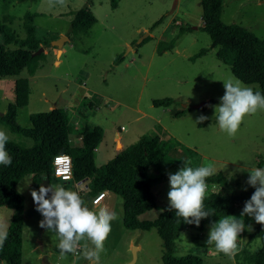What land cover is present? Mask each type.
Listing matches in <instances>:
<instances>
[{
  "label": "rangeland",
  "instance_id": "374dc122",
  "mask_svg": "<svg viewBox=\"0 0 264 264\" xmlns=\"http://www.w3.org/2000/svg\"><path fill=\"white\" fill-rule=\"evenodd\" d=\"M115 2L113 7L111 0H65L64 5L55 3V0L52 4L49 0H0V19L5 15L11 16L12 22L8 24L20 38L25 35L23 21L29 13L33 15L37 37L45 42L40 47L46 56L35 74L30 76L27 70H23L18 76L28 78L30 94L28 104L18 110L17 122L23 127H31V113L46 111L55 104L68 109L71 121L77 113L83 122L106 127L109 137L119 131L123 143H129L149 133L153 127V121L149 116L142 115L143 112L158 115L160 110H164L155 108L152 101L170 97L175 103L170 106L169 113L162 111L161 117L169 133L182 144L177 147L185 156L179 169L184 166L185 159H190L193 167L200 166L198 162L206 155V164L215 159V168L220 167L228 179L235 180L242 177L244 166L260 165L264 159V110L245 116L235 137H229L218 126L214 106L219 102L215 100L224 94L222 81L234 74L217 58V48L211 47L210 36L202 29L200 0ZM87 4L98 21L86 34L71 33L72 12ZM161 16H165L164 20L151 30L152 24ZM221 20L226 24L242 25L264 39V0H222ZM180 28L188 31L179 34ZM61 36L66 37L61 47L65 48V52L58 56L59 48L51 43ZM175 36L177 39L171 50L157 52L160 41L171 40ZM3 43L4 37L0 34V44ZM53 49L57 50L56 53ZM202 49L207 51L192 60L191 57ZM119 55L121 60L115 63ZM59 57L61 63H54ZM15 79L17 77L7 78L6 88L0 90V113H4L7 106L14 102ZM244 84L254 91L259 89L255 83ZM90 90L97 92V99L104 96L101 101L97 100L100 102L96 108L89 107ZM208 97L211 105L200 108L204 111L174 116L181 106L184 109L187 98ZM137 108L142 112L139 113ZM201 115L207 119L198 122ZM122 126L125 130L121 129ZM0 130L20 145H32L29 138L11 132L4 125H0ZM74 134L76 131L72 137ZM190 147L194 151L193 156L188 157ZM100 155L99 151L94 155L97 166L105 164L114 152L109 151L103 158ZM158 173L156 167H150L151 177ZM159 178L153 177L151 189L157 193L159 206H169L168 174ZM51 184H60L79 194L86 189L85 180L65 181L52 176ZM227 187H217V191L229 193L232 187ZM17 189L24 198L25 212L22 264H43V256H47L50 264H89L80 250L61 259L55 234L39 226L43 217L36 211L30 195V190L35 189L30 175L20 180ZM119 201L116 197L111 202L110 194H107L103 202L94 207L88 198L85 199V205L93 211L107 208L117 213V218L111 222L104 251L100 253L99 264H163L161 240L156 229L142 231L125 228ZM159 212V209L148 211L140 219L152 220ZM12 214V209L0 206V223L5 224L7 229ZM209 230L196 233L185 226L176 242L175 255L192 252L203 259V264H236L235 259L233 261L223 253H217L214 245L206 243ZM241 236L244 241V232ZM133 239L134 245H141L134 261L133 248L130 247ZM260 245L259 239L252 243L253 248ZM0 264L6 263L2 261Z\"/></svg>",
  "mask_w": 264,
  "mask_h": 264
},
{
  "label": "trees",
  "instance_id": "16d2710c",
  "mask_svg": "<svg viewBox=\"0 0 264 264\" xmlns=\"http://www.w3.org/2000/svg\"><path fill=\"white\" fill-rule=\"evenodd\" d=\"M116 6L115 0H111ZM202 7V29L210 36L211 47L217 48L216 56L230 67L234 76L246 84H258L264 94V39L258 38L252 31L238 24H226L221 20L222 0H200ZM161 16L151 26L156 28L164 20ZM12 17L5 15L0 19V34L4 43L0 44V79L17 77L14 88V102L7 106L0 116V125H4L11 132L29 138L32 145L23 146L12 140L6 144L7 151L12 157L9 166L0 165V206L13 210L9 221L8 237L0 247V262L6 264H22V237L25 219L24 198L18 191L17 185L22 178L30 175L32 186L39 189L44 178L54 176L53 158L58 154H68L72 159L73 177L76 182H86V189L80 193L85 201H90L100 192L109 190L120 199L122 221L125 228L130 230H149L155 228L161 240L163 264H203V259L192 252L175 255L176 242L186 226L193 232L199 233L210 229L211 225L220 217L242 211L244 202L248 200L255 189L251 186L240 187L239 181L226 178L222 173H216L207 178V184H231L232 191H209L204 199L205 209H214L215 213L202 218L199 226L183 221L175 216V210L169 211L168 205L159 206L150 183L153 177H161V172L150 176L151 166L159 171L163 168V161L172 148L182 146L174 138L162 140L157 135L142 134L138 139L120 149L114 157L105 164L97 166L95 163V149L103 137V128L99 125L85 123L79 132L80 145H74L71 134L74 131L68 110L55 106L46 111L30 114L31 127H23L17 122L18 110L28 104L29 80L18 77L23 70L32 76L45 59L43 51L36 53L45 44L36 35L33 15L26 14L23 21L24 37L20 38L8 23ZM97 22L96 16L87 4L72 12L70 22L71 33L86 34L91 26ZM186 29L180 28L179 34ZM177 35V34H176ZM150 37V36H149ZM148 37V38H149ZM177 36L171 40L160 41L158 53L171 50ZM11 45V47H10ZM202 49L191 57L204 54ZM121 60L119 55L115 63ZM215 101L220 102L219 99ZM155 107H167L175 100L170 97L154 99ZM92 108V104H89ZM182 109L175 113L181 116L186 113ZM189 149V148H188ZM190 151V150H188ZM264 165V160L261 162ZM159 209L158 215L152 219H140L148 211ZM245 225L251 226V231L245 228L246 239L235 256L236 264H264V225L256 223L251 217H243ZM259 239L261 245L253 248L252 243ZM251 249H256L251 251Z\"/></svg>",
  "mask_w": 264,
  "mask_h": 264
},
{
  "label": "clouds",
  "instance_id": "9594fccd",
  "mask_svg": "<svg viewBox=\"0 0 264 264\" xmlns=\"http://www.w3.org/2000/svg\"><path fill=\"white\" fill-rule=\"evenodd\" d=\"M49 3L52 4L53 0H49ZM55 3L64 5L65 0H55ZM222 82L224 94L219 98V104L214 106V115L220 130L229 137H235L245 116L264 110V94L254 91L234 76ZM206 119V116L201 115L198 122ZM8 140L6 132L0 130V165L4 166L12 163L6 148ZM191 164L190 159H185L183 167L175 173H168V210H175V216L181 217L184 222L199 226L202 218L215 213L214 209H205L204 199L206 180L216 174V168L211 163L197 167ZM247 171V184L255 191L244 202L240 217L227 215L219 218L211 225L206 241L208 245H214L217 253H223L233 261L240 251L237 243L239 234L246 227L252 230L250 225H245L243 217L247 215L256 223L264 225V168H250ZM30 195L36 211L43 217L39 226L55 234L61 259L80 250L89 264H99L100 253L104 251V243L111 232V222L117 218V213L107 208L91 210L77 191L60 184H40L38 190H30ZM7 237V226L0 223V247ZM82 241L84 243L81 246Z\"/></svg>",
  "mask_w": 264,
  "mask_h": 264
},
{
  "label": "crops",
  "instance_id": "0c3cea01",
  "mask_svg": "<svg viewBox=\"0 0 264 264\" xmlns=\"http://www.w3.org/2000/svg\"><path fill=\"white\" fill-rule=\"evenodd\" d=\"M98 21V20H97ZM95 24V23H94ZM53 50H55L54 51V53H56V49H53ZM65 52V48H61V52H60V54L58 55V56H60L62 53H64ZM57 62H59V64L61 63V59H60V57L57 59V60H55L54 61V63H57ZM7 79V78H6ZM6 79H0V90H3V88L5 89L6 88ZM16 80V79H15ZM88 93H90V95H91V97H90V100H91V103L90 104H92V108L94 107V108H96L97 107V105L99 104V102L102 100V98H104V96H102L101 94H99V95H101L102 97L100 98V99H97V92H95L94 90L92 91V90H90ZM210 100L209 99V97L208 98H199V99H195V100H193V99H186L187 100V103H196V102H199V101H201V100ZM97 100H100L99 102H97ZM117 103V102H116ZM173 104V103H172ZM171 104V105H172ZM153 105V104H152ZM170 105V106H171ZM209 106L211 105V102H209V104H208ZM53 106V105H52ZM52 106H49L48 107V109H50V108H52ZM55 106H57V105H55ZM170 106H167V107H160V108H163L164 110H160V112L161 113H163L162 111H168V113L171 111L170 110ZM154 107V106H153ZM64 108V107H63ZM67 108H69V107H67ZM70 108H72L71 106H70ZM155 108H157V107H155ZM65 109H66V107H65ZM66 110H68V109H66ZM180 110H182V106H181V108L178 110V111H180ZM137 111L140 113V109L139 108H137ZM201 111H204V110H202V109H191V110H187L186 111V113H193V112H201ZM142 112V111H141ZM161 113L160 114H158V115H150V114H148L147 112H143L142 113V115H146V116H149V118L153 121V124H152V128L150 129L151 131V135H157V136H159V138L160 139H162V140H167V139H169V138H174V136L171 134V133H169V131H168V129H167V127L163 124V121H162V117H161ZM174 116H175V113H174ZM182 116V115H181ZM176 117V116H175ZM179 117V116H178ZM79 119H81V117L79 116V115H77V113L75 114V117L72 119V121H73V129H74V131H76V135L74 134L73 135V137H72V134H71V141H72V143L74 144V145H80V137H79V132H80V130H82L83 129V127H84V125H85V123H87V121H84L83 122V120L82 121H80L79 122ZM82 123V125L80 126V124ZM77 125V126H76ZM93 125H96V124H93ZM103 128V137H102V140H101V142L99 143V145L97 146V148L95 149V153L97 152V151H99V153L101 154L100 156L103 158V156H107V154H108V152L109 151H112V152H114V155H113V157L115 156V154L120 150V149H123V148H125V147H127L128 145H130V144H132V143H134L137 139H135V141H131V142H129V143H123V136L120 134V132L119 131H115L114 132V135L112 136V137H109L108 136V134H109V130L106 128V127H102ZM121 129H123V130H125V128H123V126L121 127ZM73 131V132H74ZM72 132V133H73ZM149 132V133H150ZM148 133V134H149ZM139 137V136H138ZM117 138H119L118 140H117ZM175 140H177L178 142H180V140H178V139H176V138H174ZM181 143V142H180ZM191 148V147H190ZM189 148V152H191L190 154H188L187 156L188 157H191V156H193L192 155V153H193V149L191 148L190 149ZM184 154V153H183ZM185 156H183L179 151H178V149H177V147H175V148H172L170 151H169V153L167 154V156H166V158L164 159V161H163V168H162V170L161 171H159V172H161L162 174H161V177L159 178V179H162L163 177H164V175L165 174H168V173H175L176 172V170L175 169H177V171L179 170V165L182 163V161H183V158H184ZM112 158V157H111ZM110 158V159H111ZM206 159H208L207 157H206V155L204 156V160H206ZM204 160H201V161H199L198 162V164L199 165H203V164H206V162L204 161ZM264 160V159H263ZM262 160V161H263ZM108 161V160H107ZM214 161H216L215 159H214ZM213 160H210V163L211 164H213V162H214ZM261 161V162H262ZM260 163V162H259ZM216 167V166H215ZM264 168V165L261 163L260 165H253L252 167L250 166H244L243 167V173L240 175V176H242L241 178L240 177H236V180H238L239 181V184H240V187H246V186H248V184H247V178H248V176H249V172L247 171L248 169H250V168ZM216 173H222V171H220V167H218V169H216ZM223 174V173H222ZM224 175V174H223ZM225 176V175H224ZM226 177V176H225ZM226 178H228V177H226ZM227 186H230L231 187V184H228V185H225L224 187H223V189H225V187H227ZM217 187H220L221 189H222V187H221V185H217V184H207V188H209L211 191H217ZM228 188V187H227ZM231 189V188H230ZM232 191V190H231ZM230 191V192H231ZM105 192V196H104V198L102 199V201H101V203L103 202V200L106 198V196H107V194H110V199H111V202H113L115 199H116V194L114 193V192H112V191H109V190H105L104 191ZM229 192V193H230ZM155 195H157V193L155 194ZM240 213H241V211L240 210H237V211H235L233 214H231V216H235V217H237V218H239L240 217ZM222 217H224V216H222ZM221 218V217H220ZM243 232H241L240 234H239V237H238V239H237V243H239V244H242V236H241V234H242ZM134 239L133 240H131L130 241V247H133V246H136V253L139 251V249L141 248V245H140V243H137V245H134ZM239 244H238V247H239ZM240 248V247H239Z\"/></svg>",
  "mask_w": 264,
  "mask_h": 264
},
{
  "label": "built area",
  "instance_id": "2783aa9c",
  "mask_svg": "<svg viewBox=\"0 0 264 264\" xmlns=\"http://www.w3.org/2000/svg\"><path fill=\"white\" fill-rule=\"evenodd\" d=\"M53 173L55 177L60 178L61 180H74L72 159L68 154H58L54 156ZM104 195L105 192L102 191L97 196H95L91 201L92 205L94 207L99 205L104 198Z\"/></svg>",
  "mask_w": 264,
  "mask_h": 264
},
{
  "label": "water",
  "instance_id": "95a60500",
  "mask_svg": "<svg viewBox=\"0 0 264 264\" xmlns=\"http://www.w3.org/2000/svg\"><path fill=\"white\" fill-rule=\"evenodd\" d=\"M147 34H148V33H147ZM147 34H146V35H147ZM65 39H66L65 36H61L60 38L54 40V41L51 43L52 45L57 46V47L59 48V49H58V54H60V52H61V47H62L63 41H64ZM42 50H43V48L40 47L36 53H40V52H42ZM208 104H209L208 100L205 99V100H201V101L196 102V103H186V104L183 105V107H184V109H186V110H191V109H199V108H202V107H204V106H207ZM54 107H55V104H53L52 108H54ZM3 114H4V113H0V116H2ZM40 184H44L45 186H47L48 184H51V182H50V179L46 177V178H44V179L40 182ZM49 195H50V194H49ZM132 248H133V260H132V261H134V260H135V257H136V246H133ZM42 262H43V264H50V263L48 262V258H47V256H43V258H42Z\"/></svg>",
  "mask_w": 264,
  "mask_h": 264
}]
</instances>
